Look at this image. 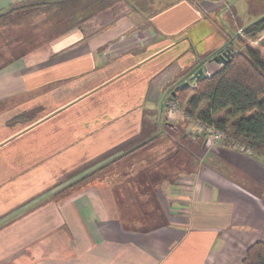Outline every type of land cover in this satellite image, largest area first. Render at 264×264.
Segmentation results:
<instances>
[{"label": "crops", "instance_id": "obj_1", "mask_svg": "<svg viewBox=\"0 0 264 264\" xmlns=\"http://www.w3.org/2000/svg\"><path fill=\"white\" fill-rule=\"evenodd\" d=\"M31 1L42 0H0V12ZM228 2L120 0L109 20L56 33L0 67V264H242L264 242V157L166 119L177 83L217 71L220 61L202 59L240 45L223 22ZM228 11L237 34L254 21ZM163 126L185 132L171 139ZM152 138L113 165L122 170L112 180L108 168L45 198L57 181ZM167 140L177 147L159 156ZM144 203L152 218L134 224L163 216L157 228L124 221L119 204Z\"/></svg>", "mask_w": 264, "mask_h": 264}, {"label": "trees", "instance_id": "obj_2", "mask_svg": "<svg viewBox=\"0 0 264 264\" xmlns=\"http://www.w3.org/2000/svg\"><path fill=\"white\" fill-rule=\"evenodd\" d=\"M63 1L65 0L50 2L57 5ZM4 13L0 12V18ZM263 33L264 14L237 34L243 50L229 47L230 58L224 61L220 69L196 79L195 85L190 82L181 86L185 80L180 81L172 91L170 100L176 101L190 118L215 125L226 131L232 139L251 147L254 156L264 157V38L260 39ZM20 46L21 44L18 48ZM27 51L20 55L26 54ZM215 56L214 53L208 55L202 59L200 65ZM155 138L125 149L121 154L68 184L65 190L70 191L88 183L123 158L147 147ZM242 264H264L263 241H256L248 247Z\"/></svg>", "mask_w": 264, "mask_h": 264}, {"label": "rangeland", "instance_id": "obj_3", "mask_svg": "<svg viewBox=\"0 0 264 264\" xmlns=\"http://www.w3.org/2000/svg\"><path fill=\"white\" fill-rule=\"evenodd\" d=\"M256 1L259 2L256 3ZM117 2H120V0H107V1L65 0L60 4L55 5L54 4L55 2L42 0V1H31V2L17 4L7 10L2 11L3 13L4 12L6 13L1 15L2 17L0 18V67H2L6 61L9 60L11 61L15 59V57H18L24 51L28 50L26 54L30 53L33 51V49L36 46L38 47L44 44H48L52 40H55L56 33L57 34L59 33L61 35L71 27L72 28L80 27V25H82L85 21L89 19L91 21L93 19H99V21H101V18H103L104 20L106 19V21L109 20L112 16L108 15L111 14L108 10L111 8H115ZM228 3H229L228 6L229 8L234 7V10H236L237 16L241 23H249L250 21L249 19L251 18L256 20L258 17L257 18L254 17L255 13H260V12L264 13L262 12L263 10L262 7L264 6V0H229ZM135 4H137V6H140V2L138 1ZM15 8H20V9L12 10ZM229 8L225 9L227 15L226 18L223 19V22L224 24H226L227 30H230L229 35H231V37L234 38L235 35H237L238 27L235 23V20L231 19L230 12L228 11ZM103 12L104 15L107 14L105 15V17H103L104 16ZM218 23H220V21H218ZM231 25L233 26L231 27ZM262 38H264V33L261 35L260 39ZM236 43L240 44L239 46H236V48L243 50L241 42L237 40ZM20 44L21 46L18 48ZM256 44L258 43L256 42ZM231 46L235 47V44L227 45L225 47H228L229 49V47ZM0 105H2V103H0ZM185 118L187 119L186 129L188 128L192 129V132L197 136L199 135L204 136V134L200 133L197 130L199 129V125H198L200 122L199 119L190 118L187 114ZM162 128H163V132H166L164 135L166 136L168 134L171 137V139L174 138L175 136L177 137L176 139H178L180 138V136H182V133L185 132L184 126L182 127L180 126L181 133L178 134H175L172 128L164 127V126ZM168 146L174 148L173 146L177 147V144L175 145L174 141L167 140L164 144V147L160 149L157 154L160 156V151ZM117 155H119V153H117ZM117 155L111 154L109 156L101 158L99 161L92 162L90 166H87L88 169H86V171L84 172L87 173L93 170L95 167H97V165H100L106 162L107 160L116 157ZM116 170H122V168L116 169L114 166L113 167L111 166L109 170H106L105 176L110 177V179L112 180L114 178L113 175L116 173ZM82 175H83V171L80 169L75 171L73 174H71V176L69 175L64 179L57 181L55 183V186L49 188L47 193L49 192L50 193L45 194V198L50 200H59L60 198L71 194V192L80 189L81 187L86 185V183L73 190L71 189L72 191L71 190L66 191L65 187L74 180L80 178ZM152 192L153 189H150L149 193H147V196L152 195ZM136 197H138L140 201H146L148 199L145 196L144 191L142 192L139 191ZM129 205L132 206V209H130ZM147 205L148 204L145 203L119 204L120 211L122 212L125 211L127 213V218L123 217V219H125L124 221L126 222V224L129 223L132 228L135 227L138 230L157 228L159 224L162 222V220H164V217L163 216L156 217L154 213H153L154 215L153 221H155V224L144 225L139 222L138 224H134L135 220L140 216V213H143L142 216L144 217L147 216L152 218L151 214H148L146 210ZM155 205H156V211L159 212L160 211L159 204H155ZM126 208L128 211H126Z\"/></svg>", "mask_w": 264, "mask_h": 264}, {"label": "built area", "instance_id": "obj_4", "mask_svg": "<svg viewBox=\"0 0 264 264\" xmlns=\"http://www.w3.org/2000/svg\"><path fill=\"white\" fill-rule=\"evenodd\" d=\"M218 56L221 57V65L224 64V61L228 58V55H231L230 49L228 47L222 48L218 54ZM207 75H210L209 73ZM195 80L192 81V84L195 85ZM166 115L167 118L171 119L172 121L178 120L180 118L186 117V114L182 110L181 106L174 100H170L168 102V105L166 107ZM199 129H197L200 133L204 134V136L207 139L208 143L216 144V143H222V144H228L231 148L248 154V155H254V150L247 146L246 144L242 142H238L235 139H232L230 135L216 127L213 124H207L201 120H199Z\"/></svg>", "mask_w": 264, "mask_h": 264}, {"label": "water", "instance_id": "obj_5", "mask_svg": "<svg viewBox=\"0 0 264 264\" xmlns=\"http://www.w3.org/2000/svg\"><path fill=\"white\" fill-rule=\"evenodd\" d=\"M214 58H215V60L221 62V57H220V56L216 55ZM229 58H230V56L228 55V58H227L225 61H228ZM203 75H204V67H200V68H199V69L193 74V76H192V80H194V79H198V78H200V77L203 76ZM189 83H190L189 81H185V82H183V83L181 84V86H186V85H188ZM173 93H175V91H174Z\"/></svg>", "mask_w": 264, "mask_h": 264}]
</instances>
